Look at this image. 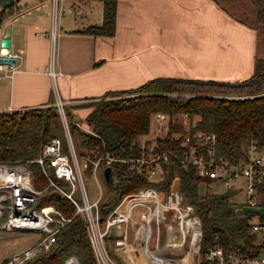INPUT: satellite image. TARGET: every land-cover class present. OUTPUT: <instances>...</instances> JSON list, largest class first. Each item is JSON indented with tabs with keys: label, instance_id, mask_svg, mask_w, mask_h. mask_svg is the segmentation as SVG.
<instances>
[{
	"label": "trees",
	"instance_id": "trees-1",
	"mask_svg": "<svg viewBox=\"0 0 264 264\" xmlns=\"http://www.w3.org/2000/svg\"><path fill=\"white\" fill-rule=\"evenodd\" d=\"M103 3V20L99 25H89L84 32L111 36L115 33L117 0H100ZM219 4L222 0H213ZM255 10L253 28L256 30L255 55L252 73L240 80H218L190 77H156L134 88L111 91L90 102L87 123L97 133L91 136L79 129L74 116L68 110L72 139L78 138L82 155L87 149L99 147L123 157L140 154V137L150 129L154 111H166L170 115L168 131L158 138V147H174L175 132L216 133V155L231 161L248 156L252 144L262 153L264 149V0H249ZM13 5L0 11V28L13 16ZM239 21L243 22L239 18ZM114 96L113 98H108ZM189 115V118L186 115ZM65 137L58 109L54 105L0 111V162L14 163L35 158L41 145L52 137ZM73 140V142H74ZM253 142V143H252ZM35 174L36 186L46 179L40 165L30 163ZM91 167L86 169L91 174ZM161 180L150 181L127 164L120 166L115 194L100 202L101 218L120 195L137 190L141 186L154 185L169 191L178 177V188L185 200L194 206L202 226L201 250L209 244L220 243L226 250L258 252L252 234L254 211L236 213L230 200L236 190L223 192L207 186L200 192V184L207 185L211 178L201 177L194 167L183 170L180 162L172 158L162 164ZM124 174V177L122 176ZM41 204H52L72 219L56 236L51 248L23 264H61L74 253L79 264H97L90 245L86 224L65 196L46 193ZM264 204V200L261 201ZM110 239V237L108 238ZM4 259L1 264H4ZM120 260V259H119Z\"/></svg>",
	"mask_w": 264,
	"mask_h": 264
},
{
	"label": "built area",
	"instance_id": "built-area-1",
	"mask_svg": "<svg viewBox=\"0 0 264 264\" xmlns=\"http://www.w3.org/2000/svg\"><path fill=\"white\" fill-rule=\"evenodd\" d=\"M62 1L51 0L53 26L50 30L38 31V35L53 39L58 35L60 17L72 12V8ZM0 57L9 60H0V78H11L20 65L22 55L11 50L7 55L0 54ZM68 104L69 101L58 99L54 105L58 109L71 156L63 151L61 138L55 136L40 146L35 158L14 163L0 162V228L7 231L36 229L43 233L33 244L12 253L4 264H23L45 253L59 231L72 219L55 205L41 204V198L47 192L65 196L74 206V215L83 217L97 264H264V237L258 238L259 233H264V212L261 210L264 208L261 204L264 200V156L255 150L254 144L250 146L248 156L237 161L217 157L216 133L213 131L175 132L172 135L174 147L160 148L157 139L166 135L170 115L157 110L152 113L149 131L140 137L139 155L123 157L92 147L81 155L80 161L69 128V115L65 109ZM186 117L189 118V115ZM74 123L91 136H97L86 118L76 119ZM172 158L179 160L183 170L192 166L201 177L220 180L236 191L240 186L232 181L241 177L245 179L246 210L256 212L258 217V221L252 222L251 231L255 236L254 244L260 246V251L226 250L218 242L209 244L202 251L201 220L194 206L186 202L179 190L178 177L169 191L148 185L120 195L106 219L102 220L101 187L99 195L90 200L84 181L87 168L91 167L90 175L98 180L101 166L112 167L115 185L111 186L114 187L118 184L122 164L136 167L150 181H158L163 176L162 164ZM33 162L40 165L47 180L43 188L36 186L35 175L30 168ZM77 189L81 200L75 195ZM134 213H137L138 220ZM161 223H164L165 229L162 243ZM114 225L120 226L121 235L110 237ZM153 225L154 243L150 248ZM130 226H133L132 242L129 241ZM110 240L116 247L115 253L110 251ZM134 250H137L138 256ZM61 264H79V259L72 253Z\"/></svg>",
	"mask_w": 264,
	"mask_h": 264
},
{
	"label": "crops",
	"instance_id": "crops-1",
	"mask_svg": "<svg viewBox=\"0 0 264 264\" xmlns=\"http://www.w3.org/2000/svg\"><path fill=\"white\" fill-rule=\"evenodd\" d=\"M212 1L117 0L115 33L106 36L83 30L102 23V1L63 0L72 12L60 17L54 39L37 34L53 26L51 0L15 2L13 16L0 28V40L10 25L11 50L22 59L11 78H0V111L45 107L61 99L69 101L72 113V106H88L108 92L134 88L156 77L213 79L195 74L202 73L195 69L202 63L204 44L186 29L203 24V10L218 16ZM220 12L231 29L247 32L243 24ZM209 62L222 67L227 63L224 56ZM90 110L88 106L81 113Z\"/></svg>",
	"mask_w": 264,
	"mask_h": 264
},
{
	"label": "rangeland",
	"instance_id": "rangeland-1",
	"mask_svg": "<svg viewBox=\"0 0 264 264\" xmlns=\"http://www.w3.org/2000/svg\"><path fill=\"white\" fill-rule=\"evenodd\" d=\"M212 1V0H211ZM213 4L217 6L219 9L217 12L218 16H215L212 12H207L203 10V24H198L195 27H186V29L191 32V36L198 40L199 42L204 44L203 48V57L202 63L200 66L195 69L196 72L200 71L202 73H195L199 74L200 77H207L213 79H224V80H240L243 78L248 77L253 70V50H254V39L256 38L255 33L256 30L253 28V19L255 16V10L253 5L250 3L249 0H222L219 4L212 1ZM225 13L229 18L234 19V21H238L245 28L243 34L239 32L237 29L240 28H233L228 26L227 22H224L221 16V12ZM65 16L63 19H66ZM237 18L242 20L243 22L239 21ZM249 31H248V30ZM185 40L189 41V36H185ZM180 52L182 50H179ZM185 52H189L187 49ZM255 55V52H254ZM221 56H224L227 63L225 66L222 65H215L214 63L209 62L208 60H219ZM213 69H224L229 73H224L220 71H213ZM112 97V96H110ZM108 97V98H110ZM114 97V96H113ZM112 97V98H113ZM55 106V105H54ZM89 106V105H88ZM87 105L83 106H72V113L74 117L78 119H84L86 117V112L81 113L82 108H87ZM69 106H65V109L68 113ZM74 121L76 120L73 118ZM70 122V119L68 117ZM74 140V139H73ZM61 141L63 144V151L71 156V153L67 147V141L65 137H61ZM75 150L77 152V156L82 160L81 155L79 154V140L75 137L74 140ZM262 156H264V149L262 151ZM105 166H101L98 172V180L94 175L84 173V181L88 193V197L90 200L95 199L100 193L101 187V195L102 199L107 198L115 194V187L111 186L104 178L103 170ZM34 173V172H33ZM35 175V174H34ZM233 184L239 185L240 188L237 189L235 194L231 195L230 200L234 203V210L236 213H242L246 208V194H245V179L243 177L235 179L232 181ZM47 184L43 181L40 188L45 187ZM209 186L213 190L218 192H223L227 190V186L220 180H213L208 185L205 182L200 184V192L204 193L206 187ZM235 187V186H234ZM75 195L78 197L79 200L82 199L79 189L76 190ZM264 212V208L261 209ZM134 217L138 220L137 213H134ZM253 221H258V217L254 216ZM161 237L160 243L164 241L165 237V229L164 223H161ZM153 237L150 241V248H153L154 243V233H155V226H152ZM43 233L40 230L36 229H15L12 231H7L0 228V264L2 263L3 259L12 254V252L16 250H20L25 248L26 246L30 245L34 242L40 235ZM132 235H133V226L129 227V241L132 242ZM264 237V233H259L258 238L262 239ZM109 248L111 253L116 252V247L113 245L112 241L110 240ZM136 256H138L137 250H134Z\"/></svg>",
	"mask_w": 264,
	"mask_h": 264
},
{
	"label": "water",
	"instance_id": "water-1",
	"mask_svg": "<svg viewBox=\"0 0 264 264\" xmlns=\"http://www.w3.org/2000/svg\"><path fill=\"white\" fill-rule=\"evenodd\" d=\"M19 0H0V11L6 9L7 7L14 5L15 2H17ZM11 51V26L8 25L6 27L5 33L3 35V37L0 40V54L1 55H7L9 52ZM1 61H9L6 58H1ZM104 178L107 181V183H109L110 185H115V181H114V171L112 167H106L104 169ZM57 195H59V193H57ZM121 235V228L119 225H114L109 233L110 237H117Z\"/></svg>",
	"mask_w": 264,
	"mask_h": 264
},
{
	"label": "bare ground",
	"instance_id": "bare-ground-1",
	"mask_svg": "<svg viewBox=\"0 0 264 264\" xmlns=\"http://www.w3.org/2000/svg\"><path fill=\"white\" fill-rule=\"evenodd\" d=\"M176 242V241H175Z\"/></svg>",
	"mask_w": 264,
	"mask_h": 264
}]
</instances>
